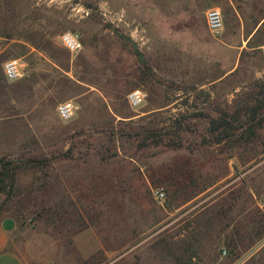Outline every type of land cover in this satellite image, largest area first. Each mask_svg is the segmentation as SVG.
I'll return each instance as SVG.
<instances>
[{
  "label": "rangeland",
  "instance_id": "rangeland-1",
  "mask_svg": "<svg viewBox=\"0 0 264 264\" xmlns=\"http://www.w3.org/2000/svg\"><path fill=\"white\" fill-rule=\"evenodd\" d=\"M263 45L264 0H0V164L15 178L2 185L0 168V218L15 219L27 259L264 264V123L236 137L249 107L264 115ZM220 117L238 119L235 137L218 141Z\"/></svg>",
  "mask_w": 264,
  "mask_h": 264
},
{
  "label": "built area",
  "instance_id": "built-area-1",
  "mask_svg": "<svg viewBox=\"0 0 264 264\" xmlns=\"http://www.w3.org/2000/svg\"><path fill=\"white\" fill-rule=\"evenodd\" d=\"M205 23L210 33H219L223 28V16L221 10L218 7L208 8L205 11ZM59 40L61 45L69 52L78 51L82 47L80 35L73 31L62 32L59 36ZM21 66V62L17 58L5 61L3 64V73L5 77L9 80L18 78L21 75ZM143 97L144 95L141 90L136 89L126 95V100L130 106H137L142 102ZM75 109V105L71 101H66L57 106V113L61 119H69L73 115ZM154 195L160 200L164 197V192L162 190H156ZM261 204L264 205V201L261 202ZM227 254L226 251L223 252V255L226 256Z\"/></svg>",
  "mask_w": 264,
  "mask_h": 264
},
{
  "label": "crops",
  "instance_id": "crops-1",
  "mask_svg": "<svg viewBox=\"0 0 264 264\" xmlns=\"http://www.w3.org/2000/svg\"><path fill=\"white\" fill-rule=\"evenodd\" d=\"M233 8L235 11H238L233 4ZM250 35H248L246 38L243 37L240 41V43H236L233 45V47L237 48L239 53L244 49L247 48V41L250 39ZM238 42V41H237ZM263 47L262 46V54H263ZM239 65L236 61L233 66L229 69V73L233 71L237 66ZM259 206L261 207L262 204L260 201H258ZM16 221L15 219L11 217H5L0 218V264H32L24 254L23 249L19 246L16 240ZM86 250L91 252L92 245L85 244ZM192 256V258H191ZM191 260H194L196 257L195 255L190 254L189 255V262Z\"/></svg>",
  "mask_w": 264,
  "mask_h": 264
},
{
  "label": "trees",
  "instance_id": "trees-1",
  "mask_svg": "<svg viewBox=\"0 0 264 264\" xmlns=\"http://www.w3.org/2000/svg\"><path fill=\"white\" fill-rule=\"evenodd\" d=\"M136 54L139 56V52L136 51ZM251 108V109H250ZM259 108H261V105L257 103V105H253L252 107H249V111L251 112V115L247 118H245V122L242 123L244 125H247L246 128L244 129L243 132L239 133L236 135L238 138H244V139H249L254 135V128L256 126H259L264 123V115L257 116V113H259ZM232 119V120H231ZM237 118H227V117H220L218 120H211L212 127L214 128H222V132L217 136L218 141L224 140V139H231L235 137V134H233V130L241 127V125H236L232 124V121H237ZM232 131V132H231ZM31 162H39L38 160L31 159ZM0 168L3 170L2 173L5 174V178L2 180V185H5L7 183L10 186L14 185V172L12 171L13 168V162L11 160H6V161H1ZM4 186H2L0 189H3ZM257 200V205L259 206Z\"/></svg>",
  "mask_w": 264,
  "mask_h": 264
}]
</instances>
